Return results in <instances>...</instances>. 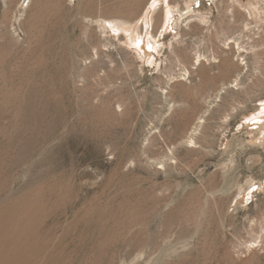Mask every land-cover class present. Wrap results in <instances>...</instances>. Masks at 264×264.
<instances>
[{
	"label": "rangeland",
	"instance_id": "obj_1",
	"mask_svg": "<svg viewBox=\"0 0 264 264\" xmlns=\"http://www.w3.org/2000/svg\"><path fill=\"white\" fill-rule=\"evenodd\" d=\"M187 1L0 0V252L264 264V0Z\"/></svg>",
	"mask_w": 264,
	"mask_h": 264
},
{
	"label": "bare ground",
	"instance_id": "obj_2",
	"mask_svg": "<svg viewBox=\"0 0 264 264\" xmlns=\"http://www.w3.org/2000/svg\"><path fill=\"white\" fill-rule=\"evenodd\" d=\"M195 0H188L186 2L187 4V9L188 12H190L191 9V4ZM177 8V7H176ZM166 20L170 18L171 12H166ZM164 16V17H165ZM183 16V14L181 15ZM234 42L237 43V48L240 50L238 42H235L233 40H229L226 45H229V43ZM202 57L198 56L197 59L195 60V64L199 65L201 64ZM237 80H235L236 82ZM226 85L222 88L221 92L219 93L222 94V92L225 90ZM219 99V96H217V100ZM205 115V114H203ZM203 115L199 118V121L197 122V125L193 128L192 132L190 133V136L188 138L187 144L191 147H196V138L198 135L201 133V127L202 124H204ZM11 203L6 204L7 206L4 207L3 213L0 214V218L11 212L12 206L10 205ZM2 212V211H1ZM39 244L40 250L43 249V245L40 243V241H36L35 239H24V240H19L16 243H14L13 247H7L6 251L0 252V260L2 259L5 261L3 264H63V255H60L59 253L52 252L47 254L46 256L42 257L41 254L38 251L37 245Z\"/></svg>",
	"mask_w": 264,
	"mask_h": 264
}]
</instances>
